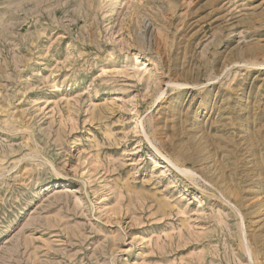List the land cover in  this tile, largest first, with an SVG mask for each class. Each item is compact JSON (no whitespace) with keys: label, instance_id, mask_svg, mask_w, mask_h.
<instances>
[{"label":"rangeland","instance_id":"rangeland-1","mask_svg":"<svg viewBox=\"0 0 264 264\" xmlns=\"http://www.w3.org/2000/svg\"><path fill=\"white\" fill-rule=\"evenodd\" d=\"M0 264H264V0H0Z\"/></svg>","mask_w":264,"mask_h":264},{"label":"bare ground","instance_id":"bare-ground-1","mask_svg":"<svg viewBox=\"0 0 264 264\" xmlns=\"http://www.w3.org/2000/svg\"><path fill=\"white\" fill-rule=\"evenodd\" d=\"M169 163L171 164V166H172V165H173V166L175 165L171 160H169L168 164H169Z\"/></svg>","mask_w":264,"mask_h":264}]
</instances>
